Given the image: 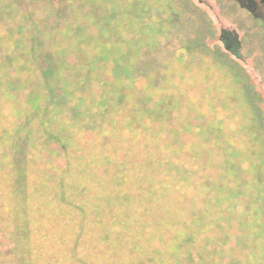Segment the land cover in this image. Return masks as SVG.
Segmentation results:
<instances>
[{
  "label": "rangeland",
  "instance_id": "obj_1",
  "mask_svg": "<svg viewBox=\"0 0 264 264\" xmlns=\"http://www.w3.org/2000/svg\"><path fill=\"white\" fill-rule=\"evenodd\" d=\"M3 1L0 5L17 4L18 12L11 19L0 14V75L6 74L13 84L16 83L9 89V86L0 82V134L4 129L13 131L22 124L26 128L27 125L31 126L33 133H36L25 138L23 146L20 144V147L14 142L11 144L12 137L0 140V167L5 169L0 174L29 153L33 157L39 156L41 160L34 165V171L48 166L49 178L60 177L62 170L71 169V165L73 170L86 171L90 167L93 170L98 166L94 175H102L106 169L101 167V161L98 162V155L102 154L100 145L105 144L102 140L108 135L111 137L108 155L113 161L124 160L133 162L135 167L145 168V164L148 166L155 159L154 153L162 154L170 149L174 151L173 156L177 159L188 155L191 156V161L195 162L196 159L198 165L194 170L197 179L206 169L207 172L218 175L223 172V182L219 185L232 187L237 192L243 189L245 196L242 199L229 193L230 201H225L237 205L243 218L247 216L246 213L255 212V208L258 210L264 205L263 195L261 200L259 191L254 189L259 185L264 194V147L257 143L258 139L264 140V128L230 67L221 68L222 61L215 55L203 58L195 56L189 46L185 49L195 39L197 31L204 30L206 25L193 0L190 6L185 0H179L177 7L182 11L174 12L176 17H173V21L176 25L169 35H160V45L154 46H141L148 38L144 31L146 25L141 21L136 22L138 25H127V21L122 20L117 22L115 16H125V10L121 8L122 4L118 0H98L97 4L100 12L108 17L112 15V9L116 11L110 20L116 30L109 37L103 32V25L106 23H95L90 18V8L81 7L78 2L76 11H72L69 0ZM67 22L70 25H66ZM20 24L35 29L34 43L38 63L31 65L35 68L32 70L29 66L28 70L23 67V61L29 57L30 47L34 45L28 41L32 30H19L17 27ZM149 26L156 28V25ZM11 27L14 28L9 34L7 31ZM150 36L153 39L155 35ZM109 38L120 44L117 46L116 56H128L131 50L127 58L129 78L115 72L116 61L96 62L91 65L92 68L88 63L92 59L91 55L97 52L96 44L110 40ZM152 41L154 40L149 42ZM45 46L48 53H52L57 62H63L64 65V69L57 71L54 76L58 77L56 84L64 86L68 80L72 82V85H67L66 90L62 89L65 93L72 91L73 94L69 96L70 101L62 102L60 109L54 111L56 118H42L36 114L33 116L35 107L27 97L32 91V84L36 90L45 84L44 72L46 69L49 71V58L44 56L46 49H41ZM209 54L208 52L207 55ZM7 61L9 71L5 66ZM24 64L28 65L27 62ZM70 65H75L76 69ZM82 66L85 67L84 71L93 72L87 78L89 82L84 88H75L77 83L82 85L85 78L80 75ZM27 78L29 83L25 82ZM100 79L108 84L113 83L112 89L101 86ZM79 95L84 96L86 103L94 102L101 107L108 105L105 115L103 113L96 118L97 123L102 118L99 124L88 126L91 117H83L79 126L74 125L69 133H64L71 137V150L67 154L58 149V137L64 135V128L54 130L51 124L58 126L68 123L70 115L64 109H68L74 99H79ZM107 97L115 99L109 101ZM45 99L47 101L44 106L49 107V112L52 113L56 107L50 94ZM170 102L173 107L168 110ZM160 107L165 108L168 115ZM97 127L110 132L105 133ZM166 144L170 148L164 149ZM224 146L227 147L226 150H222ZM104 157L109 159L106 153ZM202 168L205 170L202 171ZM117 171L118 168L114 172ZM260 176L262 178L259 179ZM80 178L85 182L92 179L87 172L81 174ZM5 182L6 179L0 175V186L3 187ZM182 201H199L198 207H207L202 199L185 198ZM259 213L261 216L255 217L252 226L245 232L244 239L230 238L222 249L210 245L207 264H232L234 260L240 264H264V231L258 232L256 229L258 224H262L264 228V208ZM207 235L216 236L210 226L207 228Z\"/></svg>",
  "mask_w": 264,
  "mask_h": 264
},
{
  "label": "trees",
  "instance_id": "obj_2",
  "mask_svg": "<svg viewBox=\"0 0 264 264\" xmlns=\"http://www.w3.org/2000/svg\"><path fill=\"white\" fill-rule=\"evenodd\" d=\"M24 63L23 67L28 70ZM5 66L9 71V64ZM63 66L52 67L53 76L50 68L45 70L43 88L36 90L31 85L32 91L27 97L35 107H32L33 116L56 118L54 111L60 109L62 102L70 101L73 92L65 93V90L72 82L68 80L61 86L56 84L58 77H54ZM0 82L9 89L16 84L6 74L0 75ZM25 82L29 83V78ZM80 86L77 83L75 88ZM49 94L56 107L52 113L44 106ZM79 96L64 109L70 115L68 123L51 124L54 130L64 128L60 134L69 133L74 125L79 126V118L85 111L91 113L88 126L102 121V118L98 123L95 120L100 114L105 115L107 105L86 103L83 95ZM167 107L172 109V102ZM160 109L168 115L165 108ZM30 127L22 124L13 131L4 129L0 140L12 137L11 144L23 146L25 138L36 133ZM63 136L58 137V149L68 154L71 137ZM105 136L102 140L105 144L100 145L102 154L98 155V162L106 169L102 175H94L98 166L86 171L73 170L71 165V169L62 170L60 177L49 178L48 166L34 171V165L41 160L29 153L25 158L20 156L22 159L0 174L6 179L3 187L0 186V264H207L210 245L222 249L230 238L244 239L255 217L261 216L259 211L264 205L243 218L237 205L225 202L230 201L229 193L242 199L243 189L239 187L242 191L237 192L232 187L219 185L223 182V172L218 175L202 168L205 171L197 179L196 159L191 161L189 155L177 159L173 150L166 149L170 148L169 144L165 145L164 153H154L156 157L150 165L138 168L133 162L113 161L108 155L111 137ZM258 142L264 147L263 139ZM226 149L224 146L222 150ZM105 153L109 159L104 157ZM117 168L119 171L115 173ZM1 170L5 171L3 167ZM85 172L91 174V181L80 178ZM254 189L259 191L262 200L264 194L260 186ZM185 198L202 199L207 207H198L199 201L186 203L182 201ZM209 226L216 236L207 235ZM256 229L264 231L262 224ZM238 263L237 260L232 262Z\"/></svg>",
  "mask_w": 264,
  "mask_h": 264
},
{
  "label": "flooded vegetation",
  "instance_id": "obj_3",
  "mask_svg": "<svg viewBox=\"0 0 264 264\" xmlns=\"http://www.w3.org/2000/svg\"><path fill=\"white\" fill-rule=\"evenodd\" d=\"M118 1L122 4L121 8H124L125 10L124 11L125 16L123 14L119 15V17L115 16V18L118 19L117 22L119 20H122L125 22L127 21V25H138L136 22L141 21L143 25H146V29H144V31L148 35V38H147V42L145 41L144 42L145 44H141V46H146L149 44H151L152 46L158 45L161 41L160 35L162 36L169 35L170 31L176 25V22L173 21V17L174 16L176 17V14H174V12L176 10L182 11L179 7H177V5L179 4V0H118ZM1 2L4 3L3 0H0V3ZM77 2L81 7L88 6L90 8L89 11V14L91 16L90 18L94 19L96 21L95 23L97 24H103V22L106 23V25H103V29H104L103 32L106 33L108 37L114 34V30H116V27L115 25H112L110 21L111 18L113 17V14L116 13L114 9L111 10L112 15L110 14L111 16L108 17V15H104L100 12V8L97 6L98 0H69V3L72 6V11L74 10L76 11L75 6ZM111 2H114V0H111ZM191 2L193 1L185 0V3H187V5L189 6ZM235 2L239 5V7H242V9L247 10L249 14H257L260 13L261 11H264V0H235ZM17 8H18L17 4H12L9 6L8 5L6 6V4H2L0 5V14L6 15L7 18L10 19L14 18L16 16L15 14L18 12ZM201 13L206 15L210 23L209 25H204L205 27L204 30L201 29V31L199 30L197 31L195 39L191 40L192 42L186 45L185 49H188L189 46L190 47L189 49L192 50V53H194L195 56L196 55L200 57L202 56L203 58H205L206 56L207 58L209 56L212 57H214V55L217 56L218 59L222 61L221 63L222 65H220L222 66L221 68L225 69L226 66H229L231 68L234 67L233 69L235 70L234 74L236 75L237 82L239 80V77H241V75H243L244 73H247L250 79H252L251 76L253 75V71L248 67L249 64L247 62H249L251 58L254 59L256 56H258L260 51L259 47L262 46V43L264 45V34H263L264 25H260L261 28H258L259 25H248V27H246V25H238V23L236 22H235L236 24L232 22L231 25L227 24V26L226 23L223 22L220 23V25H218L219 23L215 22L214 19L210 18L204 9H201ZM66 25H70V22H67ZM149 25H156V28H154L155 26L152 27ZM13 28L14 27L9 28L7 32L9 34L12 33ZM17 28L19 30H24V29L32 30V33L28 36V41L34 45L30 47V53H28L29 57L25 59V62L28 63V65L26 66H29L31 70L35 69L31 67L32 64L36 65V63H38V57L37 54L35 53L37 52V48L35 47V43H34L35 29L27 28L21 24L18 25ZM247 34L249 35L248 37ZM150 35H155V36H153L152 39ZM157 36L159 38H157ZM150 40H154V41L149 42ZM119 45L120 44H118V41L114 43L111 39L105 40L103 43L96 44L97 52L91 55L92 59L91 60L89 59L88 63L91 66L96 64V62H100V61L101 62L116 61L115 72L116 73L120 72L124 74L126 78H129L130 70L128 68L127 58L130 55L131 50H129L128 56L120 55L118 57L116 56L117 55L116 51H117V46ZM41 49H46L47 53L44 56L49 58L48 61H49L50 69L53 66H58L59 64L63 63V62L61 63L57 62L55 56L50 52L48 53L47 46ZM208 52L210 53L209 55H207ZM88 56L89 54L86 55L85 57ZM85 65L86 63L83 66ZM66 66L69 67L68 64ZM70 66L76 69L75 65H70ZM83 66L81 67L82 70L80 71V75H83V77H85L81 85V87L84 88L89 82L87 78L91 76L93 71L90 70L84 71L85 67ZM92 67L93 66H91V68ZM50 73L51 75L53 74V72ZM99 83L103 87L104 86L110 87L109 90L112 89L111 85L113 83L111 82H109L108 84L106 81H102L100 79ZM254 86L256 91H258L255 83ZM107 99L109 101H112L115 98L107 97ZM97 105L99 106V104ZM90 115L91 113L85 111V113L82 115L81 118L83 117L90 118Z\"/></svg>",
  "mask_w": 264,
  "mask_h": 264
},
{
  "label": "water",
  "instance_id": "obj_4",
  "mask_svg": "<svg viewBox=\"0 0 264 264\" xmlns=\"http://www.w3.org/2000/svg\"><path fill=\"white\" fill-rule=\"evenodd\" d=\"M198 11L200 12L206 25H209L210 21L206 15L201 13V9H204L210 18L214 19L215 22L226 23L231 25L232 22L238 23V25H264V11L257 14H249L247 10L242 9L235 2V0H193ZM235 23V24H236ZM248 29V28H246ZM264 34V33H263ZM249 35L247 34V37ZM260 51L258 56L254 59L251 58L248 67L252 69V79L247 73H244L239 77L238 83L242 88L246 98L248 99L251 107L253 108L257 119H259L262 127L264 128V45L259 47ZM231 64V63H230ZM234 68V67H233ZM230 67L233 74L235 70ZM235 78L236 75L234 74ZM237 79V78H236ZM258 91H256L254 83Z\"/></svg>",
  "mask_w": 264,
  "mask_h": 264
}]
</instances>
